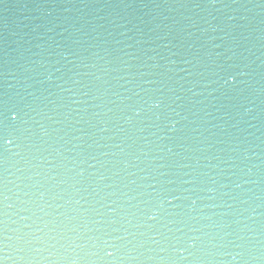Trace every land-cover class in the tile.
I'll list each match as a JSON object with an SVG mask.
<instances>
[{
    "label": "water",
    "instance_id": "95a60500",
    "mask_svg": "<svg viewBox=\"0 0 264 264\" xmlns=\"http://www.w3.org/2000/svg\"><path fill=\"white\" fill-rule=\"evenodd\" d=\"M0 110L3 264H264V22Z\"/></svg>",
    "mask_w": 264,
    "mask_h": 264
},
{
    "label": "snow or ice",
    "instance_id": "6c2138e0",
    "mask_svg": "<svg viewBox=\"0 0 264 264\" xmlns=\"http://www.w3.org/2000/svg\"><path fill=\"white\" fill-rule=\"evenodd\" d=\"M17 116H18V113L12 114V113H8L6 111L0 110V124H4L8 119L15 121L17 119ZM0 139H3V137L0 136ZM109 255H111V253H109ZM0 264H3V261H0Z\"/></svg>",
    "mask_w": 264,
    "mask_h": 264
}]
</instances>
